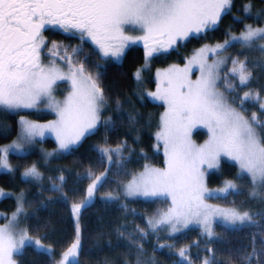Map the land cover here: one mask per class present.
I'll return each mask as SVG.
<instances>
[{
	"label": "snow or ice",
	"instance_id": "6c2138e0",
	"mask_svg": "<svg viewBox=\"0 0 264 264\" xmlns=\"http://www.w3.org/2000/svg\"><path fill=\"white\" fill-rule=\"evenodd\" d=\"M231 5L232 0H0V110L16 112L19 109H36L46 100L57 116L56 120L47 124L21 117L19 142L9 147L20 150L25 144L32 143L34 137H43L47 131L54 133L59 148L67 151L82 137L95 134L100 125L107 131L113 123L111 117L102 118L104 91L97 78L85 75L83 64L75 68L70 56L63 57L67 59L70 69L66 75L55 66L54 61L50 65L42 62L41 53L46 47L42 31L46 26H58L65 34L73 36L79 34L81 44L85 39L91 40L104 57H120L126 45L143 41L147 60L155 53L167 52L181 41L198 39L214 31ZM251 8V2L244 4V14L248 15ZM261 15H264V10L257 13L258 18ZM126 25L134 26L143 35H125ZM258 40H264V27L246 24L239 35L230 36L223 44L197 50L184 68L173 66L156 73L157 90L148 95L163 101L165 105L156 133V140L163 144L164 167L155 168L146 164L142 172L124 185L126 196L171 199V206L158 219L148 221L153 230H158L160 225H171L175 232L179 230L178 225L187 227L194 220L211 239L214 236L212 222L216 218L226 231H243L245 228L260 230L252 234L251 251H246L241 257L242 264H253L254 260L256 264H264V240H259V250L256 247L257 237L264 231V211L241 212L235 208L220 209L205 204L203 166L218 168L220 158L225 156L238 165L237 179L250 178L253 189L250 198L256 199L257 189H264V120L259 118L257 112L246 118L247 109L244 107L247 101L255 100L259 103L260 114L264 115L260 91L249 87L253 79L259 78L254 69L264 74V62H252L245 54L257 51L264 55V44L257 45ZM236 43L244 51L235 58L207 63L208 52L215 54L226 51ZM57 47L53 44V48ZM80 51L81 46L72 49L73 54ZM241 56L244 58L241 59ZM227 59H231L232 67L221 78L218 69ZM194 63L199 64L201 75L192 81L188 73ZM135 75L139 79V70ZM221 79L229 95L240 86L249 87L239 98V111L218 90ZM60 80L71 82V90L63 102L55 101L53 97V87ZM117 104L119 106V101ZM198 125L206 128L208 133V139L199 145L191 139L192 129ZM123 147L125 145L100 148L101 163L106 156L111 165V153L120 154ZM0 152L4 153L0 156V168L12 171L7 159L8 149H0ZM110 171L111 168L106 167L88 185L84 199L72 205L71 213L76 218V238L62 253L59 264H79L82 248L81 210L91 204L94 193L106 182ZM40 175L35 165L23 173L26 178L38 179ZM58 179L61 183L53 185L54 191L62 189L64 176ZM229 190H238L237 184L228 181L220 189L221 192ZM105 199L111 201L116 197L109 193ZM24 200L21 193L17 198L16 211L7 224L0 226V264H18L14 256H22L26 248L52 258V249L45 247L40 238L33 240L27 230H16L21 222L19 217L24 212ZM261 202L264 203V200ZM139 231L140 235L132 238L133 243L142 242L147 235L144 230ZM135 251V264H147L142 259V243ZM208 252L211 255L206 256L202 264H217L215 250L210 248ZM178 256L180 259L176 264L181 261L192 264L187 249H180ZM124 264L131 262L126 259Z\"/></svg>",
	"mask_w": 264,
	"mask_h": 264
},
{
	"label": "trees",
	"instance_id": "16d2710c",
	"mask_svg": "<svg viewBox=\"0 0 264 264\" xmlns=\"http://www.w3.org/2000/svg\"><path fill=\"white\" fill-rule=\"evenodd\" d=\"M249 2L252 4L251 12L245 15L243 5ZM262 10L264 0H232L230 10L223 14L214 31H209L198 39H189L177 50L153 57L149 69L143 73L142 86H137L134 80V72L144 62L142 48H129L120 63H113L102 59L88 43L81 44L79 35L64 36L55 31L43 34L46 39L43 52L51 43L63 45L64 51L82 47V51L74 54L75 61L84 65L88 75L97 78L105 94V111L102 118L111 117L113 123L107 131L100 125L95 134L86 136L78 147L67 154L50 159L48 163L42 161L37 151L23 156H9L13 172L0 174V188L15 194L23 193L26 229L30 237L40 238L53 253L52 258H49L46 255H38L32 248H26L22 256H16L18 264H55L60 255L75 242L76 218L71 213V207L84 199L88 185L96 176L101 175L106 167L111 168L108 179L94 193L95 200L81 210L79 217L82 244L79 264H124L126 259L135 264L137 247L132 246V238L137 236L135 233L132 236V232L137 227L136 224L147 230V222L166 209L164 202H106L99 196L117 190L120 183L126 182L146 164L158 168L164 166L163 155L155 148V135L164 109L160 104L145 99L143 92L154 90L153 74L156 70L184 64L185 59L197 49L221 43L230 34L241 33L246 24L253 27L263 26L264 15L257 17V13ZM259 79L262 85L258 83V86L263 87L264 78L259 76ZM251 84H254V80ZM240 92L241 89L239 94L236 93L238 99L242 93ZM244 107L247 109V117L257 112L259 118L264 120V115L260 114L255 104L247 101ZM22 115L36 121H47L51 118L49 115L34 113ZM17 134L18 115L0 110V146L12 142ZM39 145L45 150L55 148L51 140H45ZM120 145L125 147L116 159L113 156L111 165L106 156L103 157L102 164L99 149L117 148ZM33 165L41 173V180L38 183L21 180L20 173ZM61 175L64 176L62 189L54 191L53 185L61 183L58 179ZM235 179L234 166L222 162L218 172L207 177V187H220L223 182ZM229 198L219 200L222 205H228ZM15 208L16 204L12 198L0 201V213L9 215ZM255 219L258 220L259 217ZM216 229L218 232L211 239L203 236L198 229H188L170 239L168 250L162 251H157L155 247L154 240L158 237L147 234L146 241L141 242L144 249L142 259L149 260L147 264H176L180 258L170 251L174 248H187V255L192 264H202L203 259L211 255L208 252L211 248L215 250L217 264H242L241 257L246 251H251L252 234L260 231L256 228L226 231L220 226ZM257 240L256 247L259 250V240H264V231H261ZM180 264L184 262L181 261ZM253 264H256L255 260Z\"/></svg>",
	"mask_w": 264,
	"mask_h": 264
},
{
	"label": "rangeland",
	"instance_id": "374dc122",
	"mask_svg": "<svg viewBox=\"0 0 264 264\" xmlns=\"http://www.w3.org/2000/svg\"><path fill=\"white\" fill-rule=\"evenodd\" d=\"M261 27H264V25L261 26ZM125 29H126L125 35H129V36H132V37H137V36L143 35L142 31H140L139 29H135L134 26H132V25H126ZM239 34H230L228 36V38L230 36L239 35ZM187 41L179 42L177 45H175L172 48L168 49L167 52H169L171 50H177L179 46H182ZM84 42H86L89 45H91L102 59L108 60V61L113 62V63H120L122 58H123V56H124V54H125V52L131 47H140V48H142L143 52L145 51L144 50L143 41H138L135 44L129 43L128 45H126L125 49H124V52H123V54L120 57H112V56L104 57L103 54L100 52V49L96 45H94L91 42V40L85 39ZM223 42L216 43L214 45H208V47L212 48V47H215L217 44H223ZM53 44H56L58 47L57 48H53ZM261 44H264V40H258L257 41V45H261ZM64 48L65 47L63 45H61V44H57V43L48 44V46H47V48L45 50L43 59L42 58L41 59H42V62L45 65H50V63L54 61L55 62V66L60 68L61 71L64 74L67 75L69 73L70 69H69V65H68L67 59L63 58V57L70 56L72 58L73 62H74L73 63V67H75V68H79L80 64L77 63V61H75L74 54H73L72 50L64 51ZM74 48H76V47H74ZM201 48H203V47H201ZM50 49L52 51H50ZM199 49H197V50H199ZM196 51H194L190 56H188V58L185 59V62L182 65H171V66H169L167 68L156 70L154 72V74H153L154 90H146V91L143 92V96H144L145 99H147L148 101H150L152 103L160 104L163 107L164 110H163L162 114L165 111V105L163 104V101L155 100L153 97L148 95L149 93H154L157 90L158 80H157L156 73L158 71L159 72H163L164 70H166L168 68H171L173 66L178 67V68H184L188 64V61L192 58V56L194 55V53ZM242 51H244V50L240 48L238 43H236L235 46L228 47L226 51H218L215 54L212 53V52H208L207 53V63L208 64H212L214 61L225 60L226 58H229V57L235 58L237 56V54L242 52ZM167 52L155 53L152 57L148 58L147 60L145 59V55H144L143 65L138 69L139 72H140L139 79H137V77L135 75L138 70H136L134 72V80H135L137 86H142L143 85V81H144L143 73L146 70L149 69L150 63H151V59L153 57H155V56H158L160 54H164V53H167ZM245 54L248 56L249 60L252 61V62H255V61L264 62V55H261L257 51L245 52ZM240 58L243 59L244 57L241 56ZM231 67H232L231 59H227L226 63L220 65V67L218 69V72H219V75L221 76V78H223L225 76V74L229 72V69ZM254 72L258 76L264 78V74H259V70L254 69ZM85 75H88L86 71H85ZM200 75H201L200 66H199L198 63H194L191 66V69H190V71L188 73V78L190 80H192V81H195V80H197L200 77ZM258 79H253L254 80V84H250L249 86H252L253 88L252 87L251 88L254 91H255V89L260 91V96H262L261 100L264 101V85H263V87L258 86V83L260 85H262L260 83V79L261 78L259 80ZM236 83L238 84V79H237ZM240 89H241V92L243 91V89H244V91L242 93L240 92L241 94L239 95V98L243 96L245 91L249 90V87L240 86V87L236 88L235 90H233L231 92V94L229 95L228 91L224 87L223 79L218 81V90L225 94V98L230 103V105L232 107H236L238 111L240 110L239 109V105L240 104L236 105L235 102H240V99H238V94H239L238 91ZM70 90H71V82L70 81H68V80L57 81L56 85H54V87H53V97H54L55 101L63 102V100L68 95ZM236 93H238V94H236ZM249 102L255 104L259 108V103L256 102L255 100H249ZM104 111H105V104H104V107L102 109V114L104 113ZM5 112L8 113V114L18 115V134H17V137L12 142H10V143H8L6 145L0 146V149H8L7 159H8L9 167L12 169V171H9V170L0 168V174L12 173L13 172V167H12L10 161H9V156H11V155L23 156V155L30 154V153H32L34 151H37L39 153L40 158L42 159V161L44 163H48L50 161V159H52V158H54V157H56L58 155H63V154L69 153L71 150H73L76 147H78L80 145V143L82 142V140L86 136H89V135H86L85 137H82L81 140L77 144L72 145L70 147V149L66 151V150H63V149L59 148V144H58V142L56 140L55 134L52 133V132H47L46 131L43 137H41V136L34 137L33 138V142L30 143V144H25L22 147V149H20V150L13 149V148H10L9 146L12 145L13 143H18L19 142L18 137L20 136L21 128H22V126L19 123V121L21 120V117H24L26 120H29V121H32V122H35V123H38V124H47L50 121L56 120L57 116H56L55 111L51 110L48 107V103H47L46 100L42 101L38 105V108H36V109H19L16 112H11V111H5ZM28 113H34L36 115H49V116H51V118L49 120H47V121H36V120H32V119L28 118L26 115H22V114H28ZM245 116H246V114H245ZM246 118H247V116H246ZM159 126H160V119H159ZM158 131H159V129L157 130V132ZM191 139H192V141L194 143H196L198 145L199 144H203L208 139L207 129L202 127V126H200V125H198L197 127L193 128L192 129V133H191ZM45 140H51L55 144L54 150H45L39 145L40 143H42ZM155 148L157 150H159V152H161V154L163 155V158L165 159L164 154H163V144H162V142H158L156 140V135H155ZM121 151H122V148H121ZM120 154H121V152H120ZM120 154L111 153L112 156H115V159ZM2 155H4V153L0 152V156H2ZM222 162H226V163L234 166V170L236 172V179L235 180H230V181H233L234 183L237 184L238 190H229L228 192H221L220 189L224 188L225 185H226V182H228V181L223 182L220 187H214V188H208L207 187V177L210 174L217 173ZM220 165H219L218 168H211V169L207 168L206 165L203 166L205 168V174H204V188H205L204 203L207 204V205H210L213 208H220V209L235 208V209H237V210H239L241 212L249 211L251 213H255L257 211H264V203L261 202L262 200H264V189H257L258 196H257L256 199L250 198V193L253 191L251 183H250V178L245 176V178H243V179H237V173L239 172L238 165H236V163L234 161L229 160L225 156H222L220 158ZM149 166H151V165H149ZM151 167H155V166H151ZM155 168H158V167H155ZM159 168H161V167H159ZM26 170H24L23 172L20 173V179L21 180L34 182V183H38L41 180V175H40V177L38 179L37 178H33V177H27V178L24 177L23 173ZM143 170H144V168L141 171H139L136 174H134V175H137L138 173L142 172ZM132 177L130 179H128L126 182L120 183V185H119L117 190H115L113 192H109V193H112L116 197V199L111 200V201L106 200L105 198L107 197V195L109 193H106V194H104L102 196H99V198L102 201H106V202H117V201H127V202L144 201V202H149V201H157V200L163 201L164 204H165L166 209L161 211V212H159L155 217H153L150 220L154 221V220L158 219L159 215L162 212L166 211L171 206V199L170 198H164V197H160V198L147 197L146 198V197H143V196H132V197L126 196L124 194V185H126L132 179ZM111 184H112V182H111ZM0 192H2V194H0V201H2L3 199H6V198H12V199H14L15 204H16V208H17V206H18L17 198L21 194V192L15 194V193H12V192H8V191H5V190H2L1 188H0ZM240 193H243V194H240ZM95 196L96 195L94 194L93 201L95 200ZM228 197H230L229 199H227L228 205H222V202L219 199H221V198L222 199H224V198L226 199ZM16 208H15V211H16ZM23 208H24V206H23ZM13 213H11L9 215L0 213V226H3L4 224H7L9 219L12 217ZM24 217H25V211L19 217V220L21 222H19L17 224V229H16L17 232H19L22 229L27 230L26 226H25V222H24ZM218 219L219 218H216L212 222V230H213L214 236L218 232V229H216L217 226L222 227L218 223ZM136 225H137V227L135 228L134 232H132V236L135 233V236L138 237L140 235V231L139 230H144V229L141 226H138V224H136ZM146 228H147V230H144V231L148 235L149 234L151 236L156 235V237H158V238H155V236H154V238H155L154 243L156 244L155 247H156L157 251H162L164 249L168 250V246H169L168 242H169V240L174 238V237H176L177 235H179L180 233H182V232H184V231H186L188 229H194V228L198 229L200 231V233L203 234V236L208 237L207 234L204 233L203 228L200 225H198L194 220L191 223H189L187 227H184L183 224L178 225V229L179 230L175 231V232H173L171 225H160L158 230H153V229H151L149 227L148 222H147ZM222 228H224V227H222ZM32 239L35 240L36 238H32ZM145 241L146 240L144 238L142 243L145 242ZM140 243H141L140 241H138L136 243H132V246L133 247H138ZM161 245H163V247H161ZM44 246L48 247L46 245H44ZM170 253L175 254L176 256H178L179 250L174 248V250L170 251ZM187 253H188V249H187ZM61 257H62V254L55 261V264H59V261H60ZM14 259H16V256H14ZM144 261H146V259H144ZM147 261H149V260H147Z\"/></svg>",
	"mask_w": 264,
	"mask_h": 264
},
{
	"label": "flooded vegetation",
	"instance_id": "af4514ba",
	"mask_svg": "<svg viewBox=\"0 0 264 264\" xmlns=\"http://www.w3.org/2000/svg\"><path fill=\"white\" fill-rule=\"evenodd\" d=\"M47 31H55V32H58V33H60V34H62V35L65 34V33L63 32L62 29H59V28H58V26H55V27H54V26H51V25L46 26L45 29L42 31V35H43L45 32H47ZM44 39H45V38H44ZM45 42H46V39H45ZM43 50H44V48H43ZM43 54H44V52L42 51V53H41V58H42Z\"/></svg>",
	"mask_w": 264,
	"mask_h": 264
}]
</instances>
